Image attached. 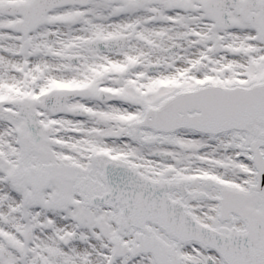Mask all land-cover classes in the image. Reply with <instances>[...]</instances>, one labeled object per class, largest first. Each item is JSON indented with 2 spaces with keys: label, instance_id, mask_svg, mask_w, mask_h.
<instances>
[{
  "label": "snow or ice",
  "instance_id": "1",
  "mask_svg": "<svg viewBox=\"0 0 264 264\" xmlns=\"http://www.w3.org/2000/svg\"><path fill=\"white\" fill-rule=\"evenodd\" d=\"M0 264H264V0H0Z\"/></svg>",
  "mask_w": 264,
  "mask_h": 264
}]
</instances>
